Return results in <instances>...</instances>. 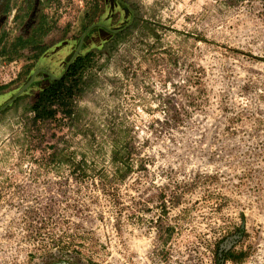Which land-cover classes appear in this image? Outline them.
Masks as SVG:
<instances>
[{"label":"rangeland","instance_id":"obj_1","mask_svg":"<svg viewBox=\"0 0 264 264\" xmlns=\"http://www.w3.org/2000/svg\"><path fill=\"white\" fill-rule=\"evenodd\" d=\"M53 2L42 58H0L1 107L36 72L0 115V264H216L232 244L225 264H264V0ZM135 17L76 118L33 123L51 75Z\"/></svg>","mask_w":264,"mask_h":264},{"label":"trees","instance_id":"obj_2","mask_svg":"<svg viewBox=\"0 0 264 264\" xmlns=\"http://www.w3.org/2000/svg\"><path fill=\"white\" fill-rule=\"evenodd\" d=\"M137 25L138 19L136 18L132 26L115 33L100 49L93 48L84 55L76 57L60 78L51 81L48 86L39 90L26 107V110L33 115V123L55 121L60 113L64 119L74 120L77 113V99L95 85L96 69L101 67L98 64L99 56L103 55V53L110 54L113 52L124 41L127 34ZM147 26L148 23H145L143 26L144 30H146ZM50 28L51 26L45 28L41 22L33 33L37 37L39 36L38 38L18 37L10 45L2 36L0 38V58L12 61L14 58L20 56L21 50L28 47L36 51V56L43 54L48 48V45L44 44L43 37L49 32ZM1 91L2 88H0ZM26 98L27 95L17 97L14 103L8 106L3 113L12 107H17ZM112 159L114 163L118 164L117 171L120 176L125 177L129 170H131V156L127 142L124 140L119 143L116 142ZM244 256V252L237 251L234 244L230 247L219 245L215 251V262L216 264H225L227 261L239 260Z\"/></svg>","mask_w":264,"mask_h":264},{"label":"flooded vegetation","instance_id":"obj_3","mask_svg":"<svg viewBox=\"0 0 264 264\" xmlns=\"http://www.w3.org/2000/svg\"><path fill=\"white\" fill-rule=\"evenodd\" d=\"M53 1H55V0H0V38L3 36L4 39L7 41V38H6L7 32L4 29V27H5V23H6V18L9 17L11 15V13H13L12 19L15 20V23L19 21L21 24V27H23L24 30L20 31V33H18L16 35V37L11 41V43L14 42L18 37L38 38L39 36L37 37L33 33H34V31H36V28L39 27V25L42 22V24H44L45 28L48 26H51L49 32L43 37L44 44L48 45L45 42V38L52 31V24L50 22V17L48 16L47 10L52 7V5L54 4ZM135 19H136V17L134 18V20ZM127 28H125V29H127ZM125 29H123V30H125ZM123 30H119L117 32H114V34L120 32V31H123ZM11 43H8V44H11ZM49 48H50V45H48V48L46 49V51H48ZM88 51H90V50H88ZM88 51H86V52H88ZM22 52H29L30 57H29V60H27V62L39 61L45 53L44 52L43 54L36 56V51L30 47L21 50V53ZM86 52H83V53L78 52V54L75 56V58L72 60V62L76 59V57H78L79 55H84ZM70 64H71V62L67 63L64 66L62 72L60 74H56V75L54 74V76H60L61 77L67 71L68 66ZM53 80H55V79L51 78L50 82ZM49 83L46 86H48ZM41 89H43V88H41ZM41 89H39V90H41ZM5 94H7L8 96L4 97ZM24 95H26V94H24ZM9 98H10L9 90L7 89V87H5V88L2 87V91L0 92V115L3 113V111L8 106H10V105H8L4 108L1 107ZM14 101L12 102V104L14 103Z\"/></svg>","mask_w":264,"mask_h":264},{"label":"water","instance_id":"obj_4","mask_svg":"<svg viewBox=\"0 0 264 264\" xmlns=\"http://www.w3.org/2000/svg\"><path fill=\"white\" fill-rule=\"evenodd\" d=\"M115 32H117V31H115ZM77 54H78V52L76 53V55ZM35 74H36V72L33 74L32 78L25 85H23V87L19 90V92L4 107H6L8 104H10L12 101H14L31 84ZM51 78L52 79H58V78H60V76L51 75Z\"/></svg>","mask_w":264,"mask_h":264}]
</instances>
